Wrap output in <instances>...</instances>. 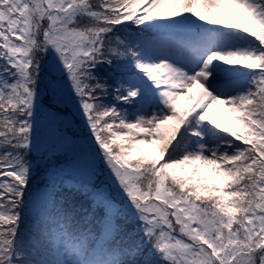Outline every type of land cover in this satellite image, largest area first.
I'll use <instances>...</instances> for the list:
<instances>
[{
	"label": "snow or ice",
	"instance_id": "1",
	"mask_svg": "<svg viewBox=\"0 0 264 264\" xmlns=\"http://www.w3.org/2000/svg\"><path fill=\"white\" fill-rule=\"evenodd\" d=\"M0 264H264V0H0Z\"/></svg>",
	"mask_w": 264,
	"mask_h": 264
},
{
	"label": "rangeland",
	"instance_id": "2",
	"mask_svg": "<svg viewBox=\"0 0 264 264\" xmlns=\"http://www.w3.org/2000/svg\"><path fill=\"white\" fill-rule=\"evenodd\" d=\"M199 91H201V90L199 89V86H197V88L193 90V94H198ZM194 102H195V101H191V102H190V101H188L187 99H185V100H183V101H180V110H182V111L189 110V109L191 108L192 103H194ZM187 105H188V106H187ZM217 117H218V119H222V118H224V117H223V113L220 111V106H218V108H217ZM84 139H87V137H84V138L81 140V143H84ZM96 165H97L98 168H99V167H102V166L100 165V161H99V160L96 161ZM37 178L40 179L41 177H37ZM81 179H84V177L81 176V175H77V174H75V173H68V174H66V175H65V185L62 186V189H61V190H62L63 194H64L66 197H68V198H69L71 201H73V202H74V199L71 198V197H69V196L74 197V198L77 200V205H78V206L81 205V204L88 206V205L91 204L90 199H89L87 196L83 195L81 192L76 191L75 188H73V187L70 186L71 184H78V181H80ZM94 179H95V178H94ZM105 180H108V177H107V174H106V173H105L104 175H101L100 178H99V180L96 181V183L99 184L101 181H105ZM108 183H111V181H108ZM64 192H69V193H68V195H67V194L64 193ZM76 192H77V193H80V194H78V195L76 196V195H75ZM59 194H60V193H57L58 196H59ZM75 196H76V197H75ZM79 197H81V198H79Z\"/></svg>",
	"mask_w": 264,
	"mask_h": 264
},
{
	"label": "trees",
	"instance_id": "3",
	"mask_svg": "<svg viewBox=\"0 0 264 264\" xmlns=\"http://www.w3.org/2000/svg\"><path fill=\"white\" fill-rule=\"evenodd\" d=\"M94 2H95V0H94ZM113 62H114V63L116 62V58H113ZM121 62H123V61H121ZM108 70H109V66H108V65H104V67H103V69H102V74H103V72L108 71ZM109 100H110L111 102H115L114 100H111V97L109 98ZM187 106H188V105H187ZM125 107H127V106H125ZM181 111H182V110H181ZM172 123H175V122H172ZM167 128H168V126L165 125V126H164V129H167ZM191 170H192V169L189 168V171H191ZM36 183H37L38 185H40L41 187H43L44 180H41V179L37 178ZM64 193H66V194L68 195L69 192H64ZM78 194H80V193H77V192H76L75 195L77 196ZM76 196H75V197H76ZM69 197L73 198V199H74V202H73V201H71V202L77 205V200H76L74 197H72V196H69ZM79 198H81V197H79ZM77 206H78V205H77ZM83 206H84V207H89L90 205H88V206L83 205ZM131 227H133V225H129V228H131Z\"/></svg>",
	"mask_w": 264,
	"mask_h": 264
}]
</instances>
